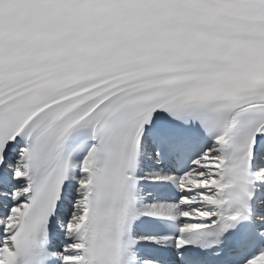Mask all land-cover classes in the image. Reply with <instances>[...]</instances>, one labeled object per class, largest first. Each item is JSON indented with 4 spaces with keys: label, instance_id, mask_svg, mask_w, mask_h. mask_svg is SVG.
Returning a JSON list of instances; mask_svg holds the SVG:
<instances>
[{
    "label": "snow or ice",
    "instance_id": "obj_1",
    "mask_svg": "<svg viewBox=\"0 0 264 264\" xmlns=\"http://www.w3.org/2000/svg\"><path fill=\"white\" fill-rule=\"evenodd\" d=\"M0 264H264V0H0Z\"/></svg>",
    "mask_w": 264,
    "mask_h": 264
}]
</instances>
